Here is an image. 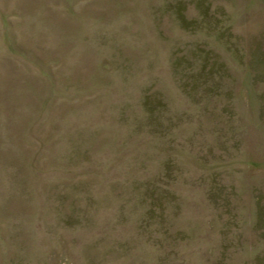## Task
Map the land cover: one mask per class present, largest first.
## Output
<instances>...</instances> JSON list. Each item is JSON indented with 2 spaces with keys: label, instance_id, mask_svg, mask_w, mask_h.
Instances as JSON below:
<instances>
[{
  "label": "rangeland",
  "instance_id": "rangeland-1",
  "mask_svg": "<svg viewBox=\"0 0 264 264\" xmlns=\"http://www.w3.org/2000/svg\"><path fill=\"white\" fill-rule=\"evenodd\" d=\"M0 6V264H264V0Z\"/></svg>",
  "mask_w": 264,
  "mask_h": 264
},
{
  "label": "crops",
  "instance_id": "crops-1",
  "mask_svg": "<svg viewBox=\"0 0 264 264\" xmlns=\"http://www.w3.org/2000/svg\"><path fill=\"white\" fill-rule=\"evenodd\" d=\"M4 6H0V17H3V14L6 12L8 13V16L6 15L7 19L4 21L5 23L0 22V26L3 27H0V55L2 57V60L0 61L3 65L15 64L16 59L20 56V54H23L24 51L25 54L27 51L32 53V47L29 45L31 42V34H29V42L25 40V43L20 42L22 40L23 33L26 35L25 38L28 40V31L26 28H23L22 23H19V25L14 23L12 18L16 17L15 14L9 10L5 11ZM13 42H16L14 45L16 49L15 51L13 50Z\"/></svg>",
  "mask_w": 264,
  "mask_h": 264
}]
</instances>
